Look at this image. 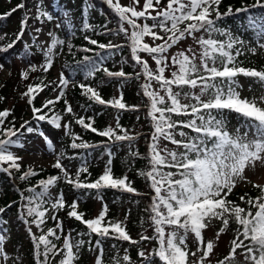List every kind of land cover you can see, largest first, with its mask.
Listing matches in <instances>:
<instances>
[{
  "label": "snow or ice",
  "instance_id": "snow-or-ice-1",
  "mask_svg": "<svg viewBox=\"0 0 264 264\" xmlns=\"http://www.w3.org/2000/svg\"><path fill=\"white\" fill-rule=\"evenodd\" d=\"M106 2L118 17L119 26L116 34H125L129 41L131 58L141 67V72L136 73V78L139 79L143 75L146 79L142 89L143 95L149 99L147 114L151 117L154 128L149 144L150 167L147 171L140 173L150 182L149 187L154 193L151 195L149 207L145 209L149 213L148 218L153 235H141L140 240L155 241L157 246L151 251L146 249L138 251V256L141 258L140 264H157V262L159 264H213L212 257L219 238L229 230L234 233L229 252L223 258H217L215 264H264V184H253V187L259 189V195L252 197L245 193L239 197V200L247 207L228 198L239 181L247 180L245 173L249 167L255 170L258 163L264 165V92L258 97H243L239 91L243 85L238 79L240 76L251 78L264 89V68L240 66L236 57L241 55V51L236 46H242L243 41L217 25V21L225 16L247 13L250 8L264 9V0H254V3L242 5L235 10L229 6L225 12L219 10L222 0H166V3L163 0H144L141 10H137L136 7L140 0H131L127 6L121 5L120 0H106ZM17 8H24V4H18ZM153 12L155 15L152 14ZM4 15H11V12ZM42 18L51 21L53 16L37 6L35 19L44 23ZM249 19L251 26L255 28L256 18L249 17ZM149 20L152 21L151 24L147 22ZM125 24L128 27H125ZM27 26L28 17L25 14L16 40L0 48V52L11 49L16 41L23 37ZM85 27L89 26L86 24ZM259 27L264 34V16L260 17ZM41 31L40 28L35 29L37 33ZM197 33H204V35L197 36ZM217 34L226 39H217ZM49 35L52 34L49 33ZM145 37L162 42L150 45L145 42ZM187 37H191L199 46L198 54L192 48L175 54L169 53V49ZM89 42L92 45L98 43L95 39ZM63 43L62 40L52 39L51 46L45 53L48 57L44 66L45 70L52 66L53 49ZM98 46L101 49L121 47L111 42L108 45L99 44ZM68 47L71 49L70 44ZM260 47L264 49V44ZM84 51H90V49H84ZM251 51L254 53L255 49ZM141 53L148 54L155 62V69L149 66ZM84 60L90 62L88 76L99 70V66L89 57H84ZM0 68H3L2 64ZM169 68L173 70L170 75H166V70ZM103 70L109 77L127 79L130 75L123 70L115 72L107 68ZM22 76L27 79L28 73L24 72ZM152 81L159 85L160 91L152 89ZM68 84L69 81L61 73L58 87H63L56 97L57 100L64 96L63 88H66ZM43 87L46 85L28 86L23 96L28 98L29 105H32L35 99L33 94L43 91ZM81 87L85 89V95L90 94V100L101 105L107 104L120 110L136 109V106H129L122 102V94L119 98L114 97L112 100L105 101L94 88L83 84ZM0 99L3 98L0 97ZM54 103V100L49 99L45 101L43 108L32 107L33 118L37 121L48 119L43 109L49 108ZM66 111L69 113L73 111L70 105L67 106ZM227 113H235L242 118L243 131L241 128L229 130ZM9 115V110L0 111V125L4 124L5 118ZM174 116L177 119H174ZM60 119L59 115H55L49 123L60 128ZM29 123L25 121L20 125V129H25L28 133L36 131L28 126ZM76 123L102 137L109 139L114 137L116 141L135 139L134 136L128 135L126 130H122L123 135L116 134L112 127L99 130L93 127L92 123H86L83 117L78 118ZM64 127L67 128V125ZM116 127L120 128L119 122ZM20 129H16L14 125L0 128L7 137L0 139V171L9 175H11L10 169H15L17 172L21 170L19 161L22 157L9 151L12 145L24 146L18 139H13L17 137ZM39 134L44 137L49 150L54 151L52 140L42 132ZM78 139H80L78 136L73 138L72 148L90 147L84 142L76 143ZM161 140L168 141L175 147L169 148L166 144L161 146ZM5 164L7 167H3ZM110 164L111 160L104 172L92 182L80 180V173L87 172V168L83 166L77 172L75 179L70 178L60 156H57L52 166L59 169L66 182L77 189H94L99 193L102 189L112 188L135 193L136 189L127 181L126 176H113ZM35 175L37 173L29 168L19 176V179L27 180L28 177ZM59 179H61L59 176L41 179L39 181L41 191L37 192L35 188L28 190L32 195L24 198L27 200L24 208L26 216L32 219L31 221L24 219L26 225L34 224L37 229H40L45 222L47 212V209L40 210L43 204L48 202L44 198L51 199L49 189ZM247 183L252 182L247 181ZM51 206L53 209L65 207L63 193L51 201ZM68 208L67 215L86 225L89 230L80 235L95 234L99 237L95 241L98 251L95 264H103L101 245L105 238L111 237L129 241L132 244L139 243L128 234L123 221L106 220L108 211L106 205L98 216L92 219H85L84 214L77 211L75 201L68 205ZM5 211V207H0V214ZM52 219L57 220V217L52 216ZM233 223L236 227L231 229L230 226ZM56 228H61L58 220ZM210 228H215L212 239L205 236V232ZM28 232L34 244L37 264H49L50 254L61 256L59 264H74V261L79 258L80 248L85 243L83 240L73 241L70 236H65L62 248L58 249L49 239V237H55L56 240L61 238L54 229L49 228L46 233L42 232L39 236L32 233L31 227L28 228ZM189 238L192 239L194 250L188 243ZM4 240L5 237L0 235V257L7 260V254L2 246ZM238 256L243 257L242 262L237 259ZM122 260L128 264H134L127 254L122 257ZM116 264H120L119 260Z\"/></svg>",
  "mask_w": 264,
  "mask_h": 264
},
{
  "label": "trees",
  "instance_id": "trees-1",
  "mask_svg": "<svg viewBox=\"0 0 264 264\" xmlns=\"http://www.w3.org/2000/svg\"><path fill=\"white\" fill-rule=\"evenodd\" d=\"M51 1L58 12V16L65 17L66 15H73L79 17V23L76 26L68 25L67 35H64L60 31V23L56 22L58 17H53L57 32L55 38L64 41L62 45H59L60 51L63 52L62 63L51 59L52 66L45 70L44 66L48 60V57L45 55L46 51L40 47L36 40L32 39L31 41H27L23 37L16 41L14 46L8 49L7 52H0V64L3 65V68H0V97L3 98L0 99V111L9 110L10 112V115L5 118L4 124L0 125V128L12 127L14 125L16 129H20V125L25 121L30 122L28 126L36 129L33 132L35 138L41 140L46 146V150L53 156V162L48 166H23L19 172L15 169H10L11 175L0 171V207H5L6 211L9 212V214H0V235L5 237L2 246L8 257L7 260L3 261L2 257H0V264H37L34 244L28 232V228L32 224L26 225L24 222V219L29 221L32 219V217L26 216L24 205L27 204V200L24 198L32 195L28 191L30 188H35L37 192L41 191L39 181L41 179L46 180L50 176H59L62 178L61 193H63L65 207L63 209H56V212L53 214L61 223V228H56L57 220L51 217L48 225L42 231L32 233L39 236L42 232L46 233L49 228L54 229L61 238L56 240L55 237H49V239L52 240L58 249L62 248L65 236H70L73 241H85L79 250V258L74 261V264H88L92 254L97 256L98 251L96 250L95 241L99 237L95 234L91 236L80 235L87 233L89 230L86 225L67 215L69 211L68 205L73 201L77 202V211L83 213L85 219H92L98 216L94 214V211L96 202L99 200L101 210L105 205L107 206L106 220L112 221H123L118 218V212L124 201L130 202L131 206L125 209V213H122L127 217L128 222L123 226L130 236L132 231L139 233L143 231L148 222H150L148 218L149 213L145 209L149 207L151 195H154V193H152L149 187L150 182L144 176L140 175V173L147 171L150 167L148 161L149 144L151 143V135L154 128L151 126L152 128L148 130L138 133H128V135L135 137L131 141H116L114 137L112 139L102 137L76 123L78 118L83 117L86 123H92L93 127L104 130L106 129V125L100 122H103L105 112L109 108L118 112L120 111V109L110 105H101L94 100H90V94L85 95V89L81 85L83 84L94 88L105 101H109L111 100L108 94L109 87L118 82L123 83L129 80L137 81L136 73L141 72V68L131 58V50L128 47L129 41L124 33L116 34L119 26L118 17L107 4L106 0ZM31 2L32 0H0V48L6 47L7 44L16 40V35L20 32L21 21L25 19V14L29 17L26 10ZM163 2H166V0H163ZM21 3L24 4V8H17V5ZM251 3H254V0H222L219 10L225 12L229 6L235 10L237 7ZM12 9L17 10L12 12ZM9 12H11V15H4ZM262 16H264V9L250 8L247 13L225 16L217 21V25L220 28L230 31L234 36L243 41L242 46H236L241 51V55L236 57L240 66L256 69L264 68V49L260 47L261 44H264V34L261 33L259 27L260 17ZM249 17L256 18L257 26L255 28L251 26ZM147 22L149 24L152 23L151 20ZM86 24L89 27L86 28ZM157 31L159 30L157 29ZM85 37H88V39H85ZM117 37H120L122 40L111 43L113 45H120L121 47L99 48V44L108 45L111 38ZM216 38L226 39V37H220L218 34ZM91 39H95L98 42L97 45H92L89 42ZM69 44L71 45V49L68 47ZM84 49H90V51H84ZM251 49H255V52L253 53ZM86 56L99 66V70L91 76L87 75L90 62L84 60ZM22 61H24L25 65L22 64ZM60 64H62V68L68 73L64 78L69 81V84L64 90V96L57 100L52 97V92L58 86L55 71ZM119 64L120 68H118ZM6 65L9 68L6 70V74H4L3 71ZM105 68L113 72L123 70L130 75L127 79L109 77L103 70ZM24 72L28 73L27 79H24L22 76ZM245 79L248 83L249 90L243 97H258L264 92V89L260 87L258 82H253L251 78ZM36 84L46 85V87H43V91H40L38 94H33L35 95V99L32 105H29L27 103L28 98L24 97L23 93L27 91L29 85ZM41 93L44 94L43 99L40 98ZM136 94L139 98L145 100L141 83L137 84ZM129 98L130 94L126 92L123 94L122 102L129 106H136V109L123 111L125 113H137L141 111L144 117L151 123L146 109L139 104H129ZM49 99L54 100L55 103L50 105L49 108L43 109L48 119L45 121L35 120L33 118L32 107L43 108L45 101ZM65 101H67V104H65ZM69 105L73 110L71 113L66 111ZM55 115L61 117L59 121L61 124L60 128H56L49 123V120ZM173 118L177 119L175 116ZM227 123L229 130L241 128L243 131V120L238 114L227 113ZM64 125H67V128ZM119 125L120 128H115L114 130L116 134L123 135L124 131L122 130H126V126L124 124ZM23 130L27 132L25 129H20L17 137L13 138L19 139ZM41 132L52 140L54 151L49 150L44 137L39 134ZM77 136L80 139L76 140V143L84 142L90 145V147L72 148L73 138ZM5 138L7 137L0 131V139ZM140 139H144L143 143L136 149H131V154H135L133 162L129 164V155H126L127 159L125 162L120 159V155H124L120 153L122 145L131 144ZM133 154L131 155L132 157ZM57 156H60L64 168L67 169L69 177L72 179L76 178V174L82 166L86 167L87 172H81L79 177L83 182H92L97 179L104 172L109 159L111 160L110 167L114 177H124V173L128 168L127 181L136 189V192L129 193L118 189L105 188L98 193L94 189H77L72 184L66 182L63 173L59 169L52 166L56 162ZM29 168H32L37 175L30 176L27 180H20L19 176ZM245 175L247 178V170ZM244 182L239 181L228 198L236 201L243 207H247L239 200V197L245 193L252 197L259 195V189L253 187V184H264V181L252 182L247 188L241 187ZM44 199L48 200V202L44 203L40 210H49L52 208L51 201L54 199L52 196L50 200L47 197ZM142 199H145L143 203ZM8 205H11V207H7ZM9 216L14 218V226ZM21 225H25V235H17V230ZM235 227L236 225L234 223L230 226L231 229ZM141 235L144 234H140L137 238L131 236L133 240L139 241L137 244L111 237L105 238L101 245L103 248V264H116L117 260H119L120 264H128V262L122 260L125 254L130 256L134 264H140L141 258L138 256V251L142 249L140 245L143 242H155L141 241ZM152 235L153 231L148 236ZM224 235L228 237V243L225 250L219 253L217 258H223L228 254L230 241L234 233L229 230ZM155 245L157 246L156 242ZM41 250H43V245H41ZM74 251L76 250L74 249ZM40 259L42 260L43 257L41 256ZM60 259V255L52 256L50 254L49 264H59ZM154 259L157 258L154 257ZM237 259L241 262L243 261L242 256H238ZM215 261L213 264H215Z\"/></svg>",
  "mask_w": 264,
  "mask_h": 264
},
{
  "label": "rangeland",
  "instance_id": "rangeland-1",
  "mask_svg": "<svg viewBox=\"0 0 264 264\" xmlns=\"http://www.w3.org/2000/svg\"><path fill=\"white\" fill-rule=\"evenodd\" d=\"M121 5L127 6L131 3V0H120ZM143 3L144 0H140L139 4L136 5L137 10H141L143 7ZM166 3V2H164ZM37 6L43 8L44 10L48 11L53 17H58L56 19V22L60 23L59 29L60 31L64 34L67 35L66 31L69 29L68 25L71 26H76L79 23V17L78 16H73V15H66L65 17L63 16H58V12L56 10V8L53 6L52 1L51 0H32V2L30 3V6L27 7V13L29 14L28 17V26L25 28V32L23 35V38L27 41H31L32 39L36 40L40 47L47 51V49L51 46V42L52 39L55 38V36H57V32H56V24L54 19H52L51 21L44 19V23H41L40 21L35 19V14L37 11ZM151 11V10H149ZM153 15H155V13H152ZM125 27H128L125 24ZM36 28H40L42 29L41 32L37 33L35 32ZM49 33H51L52 35L50 36ZM197 36L199 35H204V33H197ZM122 39L120 37L117 38H111L110 42H119ZM145 42L149 43L150 45H154V44H158L161 43L162 41L156 40L153 41V39L151 37H145ZM188 48H192L197 54L200 51L199 46L196 44V42L191 38V37H187L186 39L182 40L181 42H179L177 45H174L171 49H169V53L170 54H175L178 51H186ZM190 55V53H189ZM141 56L143 59L147 60L149 63V66L152 69L156 68L155 62L148 56L147 53H141ZM62 57H63V52L60 51L59 49V45H57V47L55 49H53V53L51 55V59L56 60L58 63H62ZM22 64H24V61H22ZM139 66V65H138ZM62 64H60L58 66V68L56 69V78H57V82L59 85V77L60 74L63 73L64 76H66L68 73L67 71H65L62 68ZM140 67V66H139ZM9 68L8 65H6V67L4 68L3 73L6 74V70ZM118 68H120V64L118 65ZM141 68V67H140ZM173 70V68H169L166 70V75H170V72ZM240 83L243 85V87L241 89H239V91L241 92L242 96H245L246 93L249 90L248 87V83L246 81L245 78L243 77H238ZM146 82V79L144 76H141L137 81L135 80H129L126 82H118L116 84H114L113 86L109 87V92L108 94L110 95V99L112 100L114 97L115 98H119L122 94H125L126 92L128 94H130V98H129V104H139L141 105V107H143L144 109H146V113H148L149 111V107L147 105H149V99L147 100L148 97H145V100H142V98H139L136 94V88H137V84L141 83L142 85ZM63 86H57L54 91L52 92V97L56 98L58 96V93L60 91V89ZM152 89L160 91L159 89V85L155 82L152 81ZM65 90V88H63V91ZM187 90V89H185ZM161 94L163 95L164 93L161 91ZM40 98L43 99L44 98V94L41 93ZM30 111V109H29ZM103 122L101 121L100 123L106 125V128L108 127H112L113 129L117 128V122H119V124H124L126 127V131L127 133H138L140 131H144V130H148L151 129L152 127V121L150 123V121L148 119H146L143 115V112L139 111L137 113H131V112H124L123 110H120L119 112L109 108L104 116H103ZM149 119L151 120V117H149ZM15 139V138H13ZM19 142L21 144H23V147H18L16 145H12L9 147V151L13 152L15 155L22 157V159L19 161V163L21 164V167L23 166H28V167H41V166H48L53 162V156L51 153H49L46 150V146L44 145V143L41 140H38L35 138V134L32 133H28L25 132L24 130L22 131V135L20 136V138L18 139ZM144 141V139H140L137 140L136 142H133L131 144H123L122 145V150L120 151V153L124 154V155H120V159H122L124 162L127 159L126 155H129V164H131L133 162L134 159V155L133 157L131 156V149H136L137 147L140 146V144H142ZM161 146L163 145H167L169 148H174V145H171L170 142L168 141H164L161 140ZM109 161V159H108ZM107 161V162H108ZM107 164V163H106ZM4 167H7V165H3ZM129 166V165H127ZM126 166V167H127ZM128 168L126 169L125 173H124V177L128 175ZM61 181L62 178L59 179L56 184L52 187H50L49 192L51 194V196L53 197V199L55 200V198L61 193ZM247 181H251V182H261L264 181V165H260L258 163L257 168L255 170H253L251 167H249V169H247V180L243 183V185L241 187L243 188H247L251 185V183H247ZM145 201V199H142V203ZM96 206H95V211L94 214L98 215L100 210H101V204L99 202V200L96 202ZM131 204L128 201H124L122 203V206L120 207L119 210V219L123 220V225L127 224L128 220L127 217L124 216L125 213V209L127 207H130ZM56 209L50 208L49 210H47L46 215H45V222L41 225L40 229H37L36 226L34 224L31 225V230L33 233H38L40 231H42L49 223L50 221V217L53 215L52 213H55ZM6 214H9L8 211H5ZM10 221L12 222L13 226L15 225L14 223V218L12 216H9ZM153 229L151 227V223L148 222L147 226L145 227V229L143 231L136 232V231H132L131 232V236L133 238H137L140 234H144V235H149L150 233H152ZM214 228H210L208 229L205 233H206V237L208 239H212L214 237ZM26 234V230H25V225H21L18 230H17V235H25ZM188 243L193 246V250H194V245L192 244V239L189 238ZM228 243V237L224 234H222L219 238L218 241V246L215 248V253L212 257L213 262L216 260L217 256L219 253L223 252L227 246ZM155 242H143L140 247H142V249H146L151 251V249L153 247H155ZM126 252V251H124ZM95 259H96V255L92 254L91 258H89L88 264H95ZM4 259L2 258V261Z\"/></svg>",
  "mask_w": 264,
  "mask_h": 264
}]
</instances>
